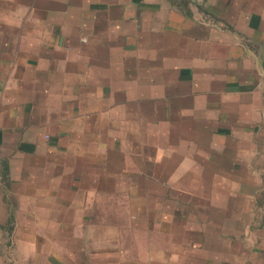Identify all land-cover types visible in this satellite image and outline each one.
I'll use <instances>...</instances> for the list:
<instances>
[{
  "label": "crops",
  "instance_id": "0c3cea01",
  "mask_svg": "<svg viewBox=\"0 0 264 264\" xmlns=\"http://www.w3.org/2000/svg\"><path fill=\"white\" fill-rule=\"evenodd\" d=\"M0 264H264V0H0Z\"/></svg>",
  "mask_w": 264,
  "mask_h": 264
}]
</instances>
